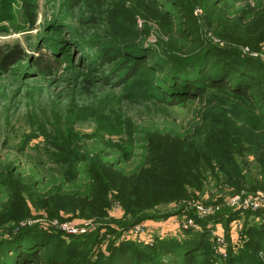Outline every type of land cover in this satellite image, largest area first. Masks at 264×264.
Masks as SVG:
<instances>
[{
	"label": "rangeland",
	"instance_id": "374dc122",
	"mask_svg": "<svg viewBox=\"0 0 264 264\" xmlns=\"http://www.w3.org/2000/svg\"><path fill=\"white\" fill-rule=\"evenodd\" d=\"M73 1L0 0V45L19 44L27 56L0 75V180L6 183L0 186V234L8 227L37 224L51 234L48 246L59 247L63 240V248L71 252L79 245L69 264H77L81 256L89 258L86 264H116L119 252L130 250L124 244L152 246L203 231L205 243L194 255L196 264H227L238 254L233 250L242 244L247 218L227 224L215 215L234 210L239 200L264 197V109L251 110L222 90L170 108L149 92L175 62L198 57L212 46L264 64V0H168L166 19L163 10L157 15L146 11L144 0H110L101 6H111L109 24L106 16H95L92 26L88 22L96 6L81 0L73 8ZM112 41L114 61L101 71L90 68L91 55L84 47L91 44L90 52L97 54V46ZM123 47L148 53L140 68L153 61L160 72L114 87L119 81L111 78V70L123 63ZM39 50L60 60L58 72L43 75L34 67ZM252 94L261 100L264 91ZM212 134L219 139L210 143ZM224 138L237 142L233 147ZM217 146L227 147L229 159L215 155ZM122 148L129 151L125 157ZM158 148L164 155L157 168L168 166L172 178L166 182L175 183L139 176L146 169L143 159L156 158ZM199 149L210 159V167L201 161L200 180L183 166ZM72 150L99 153L104 166L123 170L119 178L127 181V202L131 198L152 209L165 202L164 212H182L122 229L119 202L112 201L104 211L89 202L87 186L93 181L85 174L90 162L79 166L80 175L61 174L58 168L63 167L55 162ZM46 202L52 208L42 206Z\"/></svg>",
	"mask_w": 264,
	"mask_h": 264
},
{
	"label": "trees",
	"instance_id": "16d2710c",
	"mask_svg": "<svg viewBox=\"0 0 264 264\" xmlns=\"http://www.w3.org/2000/svg\"><path fill=\"white\" fill-rule=\"evenodd\" d=\"M89 1H91V6L95 5L96 7L95 11L93 10L92 18H90L88 24L92 26L97 22L95 16H100L101 18L106 16L105 24H109L111 6L109 4L106 5L104 10H101V6L103 2L110 0ZM144 1L143 8L146 11L157 15L163 10V12L165 11L163 18H169L171 4L168 0ZM169 1L176 3L174 0ZM80 2L81 0L73 1V8L78 7L77 4ZM182 3L186 7H189L185 2ZM114 43L112 41L108 44L97 46L95 48L97 54L94 51V53L90 52V49L93 47L91 44L87 45L89 48L84 47L91 55L89 58L90 68L101 71L114 61L112 56L117 51L115 47L116 43ZM22 48L19 44L0 45V75H7L11 69L27 59ZM123 51V63L111 70V78L119 81L117 84H114V87L126 85L133 77L138 78L134 79L132 83H138L139 77L144 73L154 72V74H158L160 72L159 69L161 68L157 67L153 61L141 69L148 53L142 54V51L133 53L132 47H123ZM210 58H213L214 61H211ZM33 64L43 75H52L58 72L61 67L60 60H57L52 53L50 54L45 50H39L37 52V57L33 59ZM174 65L163 79L156 80V85L149 92L150 95L158 98L155 101L159 104L174 108L183 106L185 103L194 100L202 99L207 93L212 91L222 90L228 92L229 95L235 98L243 100L251 110H255V107L259 111L264 109V94L261 100H256L252 94L257 89L264 91V64L259 60L241 57L233 49L231 51H223L212 46L202 55L175 62ZM142 83L141 81L140 85ZM85 84L87 87L90 86L89 81H85ZM104 84L109 86L107 78L104 79ZM229 135L232 136V134ZM209 139V142L213 143L219 137H215L212 134ZM226 139L224 138L223 140ZM221 142L222 140H219L217 144ZM235 142H237V139L235 141L231 140L229 143H232L234 147ZM150 143L154 146L158 145L151 138ZM124 148L121 149L122 152L120 153L123 157H125L126 153H129ZM225 149H227L226 146L220 148L217 146L215 155L219 158L227 157ZM64 150L67 151L68 149ZM195 151L199 152L195 153L191 162L184 160L183 166L185 167V172L187 171L188 174L200 180L199 166L201 161L204 160L203 167H210V159L208 158L206 150L202 151L199 149ZM157 153L158 156L156 158L143 159V162H145L143 167H146V169L139 176L153 177V180L163 185L175 183V180L166 182L167 178H172V173L169 172V168H165L168 166L164 164L165 167L163 169L157 168L164 155L159 148ZM93 154L72 150L68 153L69 156L60 160L61 162H54L63 167L58 169L63 176L67 177L70 175H80L79 166L85 164V162H90V166L87 168L85 174L88 180L93 181V185L87 186L90 198L89 202H92L93 207L103 209V211L112 201L119 202L124 209V219L119 224L122 229H128L146 220L170 217L182 212L181 208L177 212H164L166 211L164 207L167 205L165 202L155 204L153 209L151 206L140 204L137 201L133 202L131 198L127 202V197L129 196L127 195L128 187L125 186L127 181L119 178V174L123 170L115 171L111 167L104 166L101 158L98 157L100 154L97 153L95 156H90ZM169 167L171 168V165ZM82 175H84V172ZM5 184L3 181L2 183L0 182V186H5ZM8 186L14 191L21 192L18 185L11 184ZM42 206L52 208V205L48 202L43 203ZM17 211L16 213H19V206ZM25 213L27 212L25 211ZM241 216L247 218L246 227L242 230L243 241L239 248L233 250L238 254L235 253L236 256H231L227 260V264H264V208L255 212L225 209L216 214L215 218H225V222L228 224L230 221L238 219ZM12 228L8 227L4 230L7 231L6 233L0 234V264H69L71 255L79 247L76 244L70 252L67 248H63V240L60 241L62 245L59 247L55 245L48 246L47 241L51 238V234L41 230L37 224L24 228ZM204 237L206 238V233L203 231L195 233L187 232L185 234L183 233L182 237L158 240L152 246L138 244L136 242L127 243L124 244V248H129L130 250H121L118 254L116 264H196L197 260L194 258V255L202 250L205 243ZM88 260V257L81 256L77 264H86Z\"/></svg>",
	"mask_w": 264,
	"mask_h": 264
},
{
	"label": "built area",
	"instance_id": "2783aa9c",
	"mask_svg": "<svg viewBox=\"0 0 264 264\" xmlns=\"http://www.w3.org/2000/svg\"><path fill=\"white\" fill-rule=\"evenodd\" d=\"M263 204V205H262ZM234 210L242 211V210H258L261 206L264 207V197L261 196L259 198H255L253 201L249 200H239L234 202L233 204Z\"/></svg>",
	"mask_w": 264,
	"mask_h": 264
}]
</instances>
